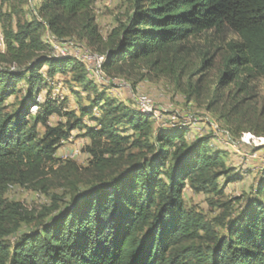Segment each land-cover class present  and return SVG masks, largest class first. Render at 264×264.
Masks as SVG:
<instances>
[{
    "label": "trees",
    "instance_id": "16d2710c",
    "mask_svg": "<svg viewBox=\"0 0 264 264\" xmlns=\"http://www.w3.org/2000/svg\"><path fill=\"white\" fill-rule=\"evenodd\" d=\"M95 1L41 0L25 20L29 0H0V10L8 8L0 15V264H264V176L237 209L219 203L224 214L211 220L187 208V188L221 197L242 180L226 169V152L211 149L210 137L190 141L187 126L155 127L151 112L110 97L88 78L85 64L55 57L43 38L48 31L59 40L76 36L98 52L106 49L103 69L111 77L139 64L162 77L184 71L191 39L229 28L239 40L227 46L222 84L238 82L247 91L264 79V0H137L136 12L108 40L92 13ZM68 76L95 94L80 117L67 111L66 101L49 95L37 100L47 79ZM22 84L25 96L10 112L7 102ZM53 116L67 122L52 126ZM85 117L95 126L84 125ZM75 129L90 139V164L102 180L86 191L70 182L69 203L62 209L64 199L54 195L52 206L34 219L6 194L15 186L48 193L51 173H78L75 163L63 167L56 158ZM113 168L116 173L106 174ZM33 222L35 231L8 243Z\"/></svg>",
    "mask_w": 264,
    "mask_h": 264
},
{
    "label": "rangeland",
    "instance_id": "374dc122",
    "mask_svg": "<svg viewBox=\"0 0 264 264\" xmlns=\"http://www.w3.org/2000/svg\"><path fill=\"white\" fill-rule=\"evenodd\" d=\"M40 1L29 0L24 6L25 20L33 18ZM137 8V0H96L92 13L104 40H108L114 30L126 25ZM5 13H8V8L4 7L0 10V15L4 16ZM49 34L47 31L43 35L47 43ZM64 40L68 43L67 51H72L71 54L79 58L89 53L106 56V49H103V53L98 52L96 47L89 46L76 36ZM237 40L239 36L229 28L220 32L210 30L186 44L189 55L183 72L180 70L176 75L161 77L149 72L143 64L135 67L125 65L122 73L119 70L110 74L120 80L119 85L102 86L98 82L100 89L106 91L110 97L134 109H137L140 99L154 103L156 111L150 112L154 115L155 127L187 126L190 128V141L199 137H210L211 149H222L226 152V169L231 174H239L241 181L229 184L221 197L197 194L190 188L184 193L187 208L204 214L208 220L224 214L225 210L219 207V203L230 202L237 209L239 202H245L253 194L258 181L264 176V79H255L247 91H242L238 82L222 84L226 61L230 55L227 46ZM3 50L0 22V51ZM20 87L22 92L7 102L10 112L17 109L25 96L26 85L22 84ZM44 90L37 98L40 103L48 95L59 102L66 101L67 111L75 112L78 117L81 107L89 106L91 99L95 97L94 93L85 92L82 87L75 86L70 76L47 79ZM73 91L79 94H73ZM32 112L36 113L37 109ZM158 113L159 116L168 117V120L158 121ZM95 115L99 116V111L96 110ZM66 122V118L58 116L50 119L52 126ZM83 123L95 126L90 117H85ZM39 131L41 134L44 132L41 127ZM90 145L91 141L85 136L84 130H73L70 139L59 148L56 158L63 167L68 162L75 163L78 173H72L69 168L62 169L59 174L51 173L49 179L52 186L48 193L20 186L11 187L6 199L21 203L34 219L45 213V208L52 206L55 202L54 195L64 199L60 202L63 209L73 193L70 182L79 181L77 188L86 191L87 187L102 180V174L97 173L90 164L91 158L87 151ZM116 172L117 168H113L106 174ZM67 177L70 181H66ZM223 181L224 179L220 183L223 184ZM37 228V222L25 223L19 234L7 241L13 245L21 235ZM220 232L223 236L227 234L224 230Z\"/></svg>",
    "mask_w": 264,
    "mask_h": 264
},
{
    "label": "bare ground",
    "instance_id": "6f19581e",
    "mask_svg": "<svg viewBox=\"0 0 264 264\" xmlns=\"http://www.w3.org/2000/svg\"><path fill=\"white\" fill-rule=\"evenodd\" d=\"M49 36L50 37H48L49 38L48 43L51 45L50 47H52V49H53V55L55 57H73V58H75V60L77 59L78 61L82 62L83 64H85V66L87 68V71H88L87 74L89 76L88 78H90L92 80H95V82H97V84H98V82L102 86L119 85L120 84V80L118 78L110 77L104 71L103 64H104V62L106 60V57L105 56L99 55V54L89 53V54L83 56L82 58H79V57L74 56L73 54H71L72 51L71 52L66 51L64 53H56V51H57V43H56V41H61V40L55 38L51 34H49ZM86 52H85V54H86ZM87 58H93V69H94V72H95V78L92 75L91 69H90V67L88 65V62H87ZM140 101H143L145 103H149V101H146V100H143V99H140ZM137 109L150 112V109H148L147 107H139V106H137Z\"/></svg>",
    "mask_w": 264,
    "mask_h": 264
},
{
    "label": "built area",
    "instance_id": "2783aa9c",
    "mask_svg": "<svg viewBox=\"0 0 264 264\" xmlns=\"http://www.w3.org/2000/svg\"><path fill=\"white\" fill-rule=\"evenodd\" d=\"M56 43H57V51H56V53H64V52L67 51L66 47H68V43L65 40L64 41H56ZM87 62H88V65H89V67L91 69L92 75L95 78V72H94V69H93V58H87ZM137 106H139V107H147L150 110L156 111L154 103H145V102L139 100V102H137ZM163 120H164V122H166L168 119L164 118L162 115L159 116V113H158V121H163Z\"/></svg>",
    "mask_w": 264,
    "mask_h": 264
}]
</instances>
